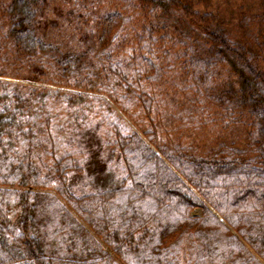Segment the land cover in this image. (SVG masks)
<instances>
[{
	"label": "trees",
	"instance_id": "1",
	"mask_svg": "<svg viewBox=\"0 0 264 264\" xmlns=\"http://www.w3.org/2000/svg\"><path fill=\"white\" fill-rule=\"evenodd\" d=\"M210 2L0 0V264H264V4Z\"/></svg>",
	"mask_w": 264,
	"mask_h": 264
},
{
	"label": "rangeland",
	"instance_id": "2",
	"mask_svg": "<svg viewBox=\"0 0 264 264\" xmlns=\"http://www.w3.org/2000/svg\"><path fill=\"white\" fill-rule=\"evenodd\" d=\"M259 4H264V0H211L209 7L212 8V13L214 17L225 23V25L233 26L232 20L236 17V12L234 10L242 8L244 10L252 9L255 10V7ZM197 35L196 33H194ZM199 36V35H197ZM11 79V78H8ZM197 130L196 133L190 128H186L181 134L183 140L192 139L194 143H200L202 145L213 144L217 141H224L232 144H238L242 139H244V132L246 128L241 126L240 128H230L226 132L221 130L220 127L214 126L206 127ZM200 209H195L192 213H199Z\"/></svg>",
	"mask_w": 264,
	"mask_h": 264
}]
</instances>
